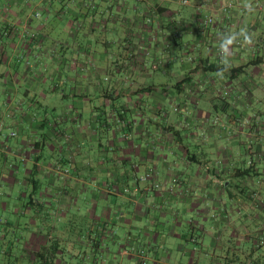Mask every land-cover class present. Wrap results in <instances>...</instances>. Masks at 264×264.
I'll list each match as a JSON object with an SVG mask.
<instances>
[{
	"label": "crops",
	"instance_id": "obj_1",
	"mask_svg": "<svg viewBox=\"0 0 264 264\" xmlns=\"http://www.w3.org/2000/svg\"><path fill=\"white\" fill-rule=\"evenodd\" d=\"M181 1L0 0L2 177L29 176L26 141L71 171L29 206L7 180L0 264H264V109H238L264 105V0Z\"/></svg>",
	"mask_w": 264,
	"mask_h": 264
},
{
	"label": "rangeland",
	"instance_id": "obj_2",
	"mask_svg": "<svg viewBox=\"0 0 264 264\" xmlns=\"http://www.w3.org/2000/svg\"><path fill=\"white\" fill-rule=\"evenodd\" d=\"M178 56V55H176ZM228 94V93H227ZM226 94V95H227ZM228 96V95H227ZM241 113H244V112H247L245 113L246 116H252L253 115V112L256 111V110H263L264 109V105L263 104H256L252 107V109H246V108H243V106L241 108H238ZM14 132L12 131V129H4L3 130V138L6 140L7 138H10L12 139V141H10V146H13L15 145L16 141H15V138L14 137H11V135L13 134ZM24 146H25V149H24V152H23V155L26 157V159L28 158H31V159H35V155L33 153V150H35V147H34V141H26L25 143H23ZM12 148V147H10ZM8 149V152L11 150V149ZM88 148V147H87ZM96 152V150H95ZM52 155L51 157L49 156L50 153L47 151L45 154L42 155V161H47V164L46 165V168L42 169L43 170V173H51L49 176L47 177H44V182H43V186H48V185H52V184H56V186H60V185H63L65 180L64 179H61L60 181L58 179H56L59 174L58 173H53V171H56V163L60 160L58 159L59 158V155L56 156V152H51ZM10 154V152H9ZM49 157V159H48ZM0 159H1V156H0ZM8 161L9 163H12L14 160L13 158L9 157L8 158ZM32 161V160H31ZM4 162L2 161V159L0 160V253H2V251H10L12 249L13 252H16L17 249H18V246L20 244H18L17 242V238H18V229L16 228L17 226V207H16V203L17 201L15 200L16 196H19L20 194L17 195L16 194H11L8 196V199H7V190H6V187H7V180L6 178H3L2 177V173H1V170H2V167L4 166L3 164ZM37 163V162H36ZM50 163H55V164H50ZM33 164H29V166L32 167ZM42 166H44V164H42ZM43 168V167H42ZM58 172V171H57ZM64 172V171H63ZM11 176V175H10ZM13 179L14 177H9L8 178V182L9 184H12L13 183ZM19 179H24L23 177H19ZM13 185V184H12ZM14 187H15V191H23L21 188V185L19 184H14ZM29 188V187H28ZM25 190H27V187L24 188ZM32 191V187L29 188V191H26L27 193H25V197H28L29 198V193ZM8 202V206H5L6 203ZM7 220L13 224L12 226H9L7 224ZM3 255V254H2ZM177 255H179V253H177ZM209 256V255H208ZM143 257H146V252H145V255ZM0 258H4V255L3 257H1V254H0ZM209 258V257H208ZM180 260V259H179ZM184 262H186V259H182ZM206 261H212L213 259L209 258V259H205Z\"/></svg>",
	"mask_w": 264,
	"mask_h": 264
},
{
	"label": "trees",
	"instance_id": "obj_3",
	"mask_svg": "<svg viewBox=\"0 0 264 264\" xmlns=\"http://www.w3.org/2000/svg\"><path fill=\"white\" fill-rule=\"evenodd\" d=\"M174 39H177L178 37H179V34H175L174 36ZM241 69V67L240 68H238L237 70H240ZM208 71H212V72H216V71H219V69H215V68H213V67H211L210 69H208ZM234 72L235 71H232V73H233V75H234ZM180 85H184V82H182ZM41 142H44V141H41ZM46 142V141H45ZM44 144V145H43ZM39 145H41V143L40 142H38L37 144H36V146H37V148H39L40 149V147H39ZM41 149H42V151L40 152V154H38L37 155V157L35 156L34 158H35V160H36V162L38 163V162H41L42 161V155L43 154H45L46 153V144L45 143H42V145H41ZM1 154V153H0ZM10 156V155H9ZM1 159H2V161L3 162H5V159L4 158H2V156H1ZM0 159V160H1ZM48 159H49V157H48ZM13 163V162H12ZM12 163H10V164H12ZM4 164V163H3ZM51 164H55V163H51ZM66 164H68V163H66L65 161H64V159L63 158H61L59 161H58V163H56L55 165H56V169H57V171H58V173H61V174H66V175H69L70 173H71V171H70V169L69 168H67V165ZM64 171V172H63ZM1 173H2V170H1ZM2 175V174H1ZM255 176H257V174H256V172L254 171V165H250L248 168H246L245 170H241V169H238L234 174H233V178L234 179H236L237 181H239V182H241L242 180H244V179H247V178H252V177H255ZM9 177H14L13 175H11V176H9ZM19 177L20 176H18V177H14V179H13V183L12 184H18V182H19V184L21 185V188H23L22 190V192H23V194L22 195H24L25 193H27L26 191H29V188H31L32 187V191L29 193V198L28 197H25V195H24V197H25V204H26V206H29L30 204H33L35 201H36V199H35V197H37L38 196V191H39V189H40V187L41 186H43V180H44V177H42L41 175H39V167H38V164H33L32 165V167L31 166H29V176H25V175H21V177H23L24 179H19ZM61 178V176H58L56 179H58L59 181L61 180L60 179ZM8 180V179H7ZM27 187V190H25L24 188H26ZM29 187V188H28ZM21 194H20V197L22 196ZM7 224L9 225V226H12L13 224H11L8 220H7ZM16 228H17V226H16ZM260 245H264V243H259ZM259 245V246H260ZM4 252H8V251H4ZM13 251H12V249L8 252L9 254L10 253H12ZM1 254V257H3V251H2V253H0ZM3 254V255H2ZM0 259H3V258H0ZM4 259H5V256H4ZM235 262V261H234Z\"/></svg>",
	"mask_w": 264,
	"mask_h": 264
},
{
	"label": "clouds",
	"instance_id": "obj_4",
	"mask_svg": "<svg viewBox=\"0 0 264 264\" xmlns=\"http://www.w3.org/2000/svg\"><path fill=\"white\" fill-rule=\"evenodd\" d=\"M249 10L251 9L250 4L245 5ZM238 37H243V42L245 44L251 43V37L248 35L246 29H241L239 33L230 32L226 34H222V39L219 45V51L221 53V63L225 68L229 65L228 57L231 55L230 47L237 41ZM222 75V71L220 73Z\"/></svg>",
	"mask_w": 264,
	"mask_h": 264
},
{
	"label": "built area",
	"instance_id": "obj_5",
	"mask_svg": "<svg viewBox=\"0 0 264 264\" xmlns=\"http://www.w3.org/2000/svg\"><path fill=\"white\" fill-rule=\"evenodd\" d=\"M189 3H190V0H182V1H181V4L184 5V6L189 5ZM230 7H231V6L228 5V6L224 9V11H225V12H228L229 9H230ZM148 22L150 23V22H151V19H148ZM213 22H214V19H213L212 17H207L206 20H205V24H206V25H211V24H213ZM218 55H219V57L221 58V53H220L219 49H218ZM176 111H177V110H176ZM217 122H218V119H216V123H217ZM150 177H151V174H148V175L146 176L145 180L150 179ZM156 187H159V185L156 184ZM126 192H129V190H126ZM139 254H141L142 256H144V255H145V251L142 250V251H140Z\"/></svg>",
	"mask_w": 264,
	"mask_h": 264
}]
</instances>
